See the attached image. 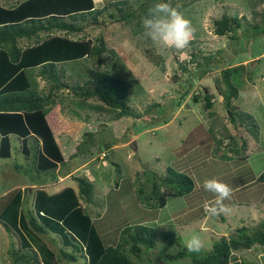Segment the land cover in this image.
<instances>
[{
	"label": "rangeland",
	"instance_id": "rangeland-1",
	"mask_svg": "<svg viewBox=\"0 0 264 264\" xmlns=\"http://www.w3.org/2000/svg\"><path fill=\"white\" fill-rule=\"evenodd\" d=\"M108 2L101 0L98 8H102ZM130 2L133 8L137 9L139 3L144 0ZM173 2L196 29L195 37L186 49H168L154 44L147 38L142 25V11L137 12V20L125 27L114 24L104 13L101 18L102 26L88 29L84 34L90 39L104 37L109 50V53L104 55L105 62L101 67H97L95 60H89L86 63L88 68L96 70L101 75L115 76L127 81L131 85L129 105L140 117H118L117 112L107 110L97 98L81 103L80 98L77 100L64 94L68 112L62 117L68 122L70 139L69 143L61 146L63 157L74 158L76 142L82 139L85 132L93 130L95 132L94 138L91 139L93 142L99 145L110 142V145L116 143L117 146L106 151L105 160L93 159L91 163L79 167L77 173L73 172L76 176H85L90 182H94L91 199L97 205L90 203L91 206H88L81 201L80 207L84 206L81 208L82 211L69 214L62 221L52 219L56 224L46 225L48 231L45 234L33 232L28 226L30 232L28 235L33 237V240L29 241L30 245L38 244L37 250L41 257L52 259L51 264H89L88 247L98 255L100 250L116 243L124 228L133 226L149 227L154 230L156 237L153 250L141 248L142 252L137 258L129 255L133 264H192L189 258L169 262V257L185 248L187 240L192 235H199L205 242L203 250L208 251L219 238L227 237L237 228L244 226L253 231L264 221V183L257 181V177L264 171V56L260 57L257 63L251 61L252 58L264 54V34L257 36V31L251 27L253 24L261 23V18L253 17L252 13L254 10L257 14L264 12V0L253 9L250 0H173ZM0 5L5 6L3 0H0ZM223 15L239 19L240 28L235 32L236 40L231 39L233 34L220 37L214 33V21L221 19ZM136 24L143 28L141 33L134 32L137 29ZM248 28L252 30H247ZM192 54L197 56L195 59L197 62L211 55L219 60L218 65H221L219 69L201 79L204 80L203 84L208 85L210 91L213 90V79L219 78L217 71L220 68L234 67L244 61H251L249 65L248 62L243 63L239 79L232 78V84L237 85L241 96H247L252 103L237 100L234 104L253 115L259 125L257 128L259 137L256 134V139H253L245 129L239 128L237 132L240 133L236 137L238 147L230 144L221 149L222 144L214 142L213 137L218 138L223 121L220 122V126L214 124L215 131H208L204 126V124L209 126L208 114L212 111L213 116L226 119L227 113L224 112L221 103L218 104L221 109L205 110L203 100L195 103L188 95L180 101L179 107H173L168 111L172 99H177L176 92L186 90L188 81L193 83L191 91L197 90L198 83L191 76L197 69L190 63ZM86 64L82 61L68 62L58 65L57 69L67 70L69 80L76 82L89 74L90 70ZM180 66H185L186 70L182 71ZM246 72L253 73V78L247 76ZM156 103L162 104L159 109H165V116L169 115L166 125L158 126V121L157 125L141 121L146 115L147 107ZM156 110L152 109L154 115L158 111ZM240 136H244L242 139L245 142H242ZM11 143L14 147L19 146L17 141L12 139ZM69 146L68 154L66 148ZM85 148L86 146L81 145L79 150L84 151ZM21 158L20 150L13 152L11 150V159H0V197L7 200L4 207H9L19 200L22 193L18 186L21 187V183L33 182L30 176L17 175L13 171L16 163L25 166L26 162L31 161L20 162ZM167 167L193 179L194 189L186 196L172 199L175 200L173 208L185 205L188 209L185 211L178 209L177 219L173 216L167 224L160 226L158 222L169 219L168 214L172 208L167 203L162 209H148L146 204L138 200L134 181L137 177L141 181L145 180L144 176H140L144 171L161 176ZM68 176L66 183L65 180H60V187L55 191L52 190L51 184L47 183L43 185L44 189L46 187L45 190L37 193L34 191V197L40 193L43 194L39 195V199L46 195L52 196L51 194L67 187L76 191L77 184L72 180V174ZM207 179L226 183L233 190L231 200L224 201L231 211L221 214V218L210 217L205 208L203 210L204 204L214 201L215 198L203 187V182ZM116 183L118 187L115 186ZM29 191L27 190L25 195L23 193L22 198H25V201L20 208L26 216L33 209V192L30 194ZM2 204L0 200V206ZM8 209L5 208L3 211ZM61 213L63 212L55 215L59 216ZM9 220L14 223L15 217ZM39 223L43 221L39 219ZM60 227L66 229L65 237ZM77 233L81 238L84 235L87 245L78 239ZM15 234L17 237L14 244L17 247L23 238L17 232ZM72 237L76 240L73 241ZM10 243H13L10 234L0 225V264H4L8 261V256L10 257V254H7ZM64 252L72 254L75 260L67 261L68 258L62 255ZM235 256L237 257L235 264L240 261L246 264H264V247L254 246L251 251L234 254V259Z\"/></svg>",
	"mask_w": 264,
	"mask_h": 264
},
{
	"label": "trees",
	"instance_id": "trees-1",
	"mask_svg": "<svg viewBox=\"0 0 264 264\" xmlns=\"http://www.w3.org/2000/svg\"><path fill=\"white\" fill-rule=\"evenodd\" d=\"M3 1L7 6L0 7V159L10 158L12 146L9 136L22 140L24 145L29 141L31 145L28 144L29 146H24L23 149L27 152L25 156L31 161L26 162L27 165L23 167L19 164L15 165L13 169L18 174L30 176L29 178L34 183H44L47 180L56 181L58 175H65L68 172L72 174L75 169L91 163L93 159L105 160L106 151L117 145L116 143L110 145V142L99 145V143L93 142L91 139L94 138V130L85 132L82 136L83 141L81 139L80 143L76 142L75 157L72 159L62 156L52 137L55 122H60L57 106L62 102L65 104L64 94L77 100L81 99V103L91 98H97L107 107V110L117 112L118 117H140L132 111L129 105L131 85L127 81L115 76L101 75L96 70L88 68L86 63L89 60H95L97 67H101L105 62L104 55L109 53V50L104 37L100 36L91 40L84 34L88 29L102 26L101 18L104 13L111 22L125 27L132 24L135 19L137 20L138 11H142L141 16L144 19L149 14V8L155 3L170 2L173 7H175V3L173 0H144L139 3L136 9L133 8L131 0H108L107 5L95 10L92 0ZM262 1L250 0L251 9L255 8L257 4H261ZM252 15L253 17L259 16L261 23L253 24L251 27L257 31V35L264 34V12L257 14L254 10ZM136 25L137 29L134 32L141 33L143 28ZM237 28H240V24L236 17L223 15L221 19L214 21V33L220 37L233 34L231 39L236 40ZM247 30L252 29L248 28ZM72 36L78 38L73 39ZM191 59L195 61L197 56L192 54ZM77 61L86 64L90 72L80 81L72 82L69 80L70 76L68 77L67 70L59 69L58 71L57 68L58 64L64 65ZM218 63L219 60L213 55L198 61L196 64L197 78H202L219 69L221 65ZM36 67L40 68L36 69ZM81 67L84 68V65ZM180 67L182 71L185 70L184 66ZM34 69L45 82L41 95L37 92L36 84L29 81V71H34ZM218 71L219 78H214L213 84L223 97L222 102L225 109L228 110L230 118L233 121L238 118L239 124L252 136H255L257 125L253 117L240 112L231 104V101L238 96V90L232 85L231 79L240 75L241 66L220 68ZM220 79L225 85L224 90L219 88ZM205 89L208 91V88ZM188 93V91H177V99H172L168 111H171L173 107H179L180 101ZM164 98L169 97L164 96ZM200 99H203L205 110L213 108L210 93L203 94L202 97L192 96L195 103ZM163 101L165 102V100ZM78 105L81 106V104ZM161 105L156 103L148 106L146 115L141 121L149 125H157V121L158 126L166 125L169 115L165 116V109H159ZM153 108L158 110L155 111L156 115L152 111ZM39 138L42 139V151L38 150ZM32 139H34L33 142L30 141ZM230 144L238 147L236 141L231 140ZM243 144L245 145V143ZM81 145L86 146L84 151L79 150ZM101 154L104 155L102 158ZM77 155H79L78 159ZM46 157L52 160H48ZM92 171L95 172V170ZM140 176H144L145 180L141 181L138 177L135 179V194L141 203L146 204L148 209L152 210L162 209L169 200L186 196L194 189L193 179L171 167H167L161 176L151 171L141 172ZM72 180L77 184L76 191L70 187L64 188L57 194L46 196L49 201L39 199V195L43 194L40 193L35 197L36 202L32 206L33 209L27 213L28 216L24 215L20 209H14V206L20 205L19 200L12 204V207L11 205L4 207L7 200L0 197L1 203H3L0 206V223L13 240L7 251L10 257L8 256V261L4 264L52 263V259L41 257L37 250L38 244L30 245L29 241H32L33 237L28 235L30 234L28 226L33 232L45 234L48 231L46 225L54 223V219L60 220L59 217L65 219L67 213L74 214L82 211L81 201L88 206L97 205L91 199L94 182H90L85 176L80 177L75 174H72ZM257 181L264 183V172L257 178ZM115 186L118 187V183ZM5 208L9 209L3 211ZM58 212L63 213L56 216L55 214ZM14 217L15 222L13 223L9 218ZM219 217L222 216L219 215ZM39 219L43 223H39ZM86 219L88 220V216ZM60 229L64 235L66 229L61 227ZM15 232L23 238L21 245L17 244V247L14 244V239L17 237ZM78 237L83 243L87 240L86 237L84 240V235L82 238L79 235ZM72 240L75 241L76 238L72 237ZM155 244L156 237L153 229L145 226L126 227L121 231L115 244L100 250L98 255L90 251L89 264H133L129 257L130 254L137 258L142 252L141 248L153 250ZM254 246L264 247V221L253 231L244 226L237 228L227 237L219 238L208 251L192 253L187 250V247L182 248L177 254L169 257V262L189 258L192 264H235L237 258L234 259V254L251 251ZM62 255L68 258L67 261L75 260L70 253L64 252ZM238 264L246 263L240 261Z\"/></svg>",
	"mask_w": 264,
	"mask_h": 264
},
{
	"label": "clouds",
	"instance_id": "clouds-1",
	"mask_svg": "<svg viewBox=\"0 0 264 264\" xmlns=\"http://www.w3.org/2000/svg\"><path fill=\"white\" fill-rule=\"evenodd\" d=\"M93 7L95 10L101 9V8H95L94 5H93ZM148 12H149V14H148V16H146L143 19L142 25L144 28V35L147 38H149L154 44L163 46V47L168 48V49L183 50V49H186L189 46L190 42L194 39L196 29L193 27L191 21L189 19H187L179 11L178 7H173L170 2H157L151 8H149ZM88 39H90V38H88ZM262 56H264V54L260 55L258 57L252 58L251 61H254L253 63H257L259 61V58ZM251 61H244V62H248V65H249V63ZM244 62H242L241 64H238V66H234V67L243 66ZM190 63L193 66L197 67V65H196L197 60L192 61L191 57H190ZM58 65H60V64H58ZM230 67H233V66H230ZM230 67H228V68H230ZM223 69H227V68H223ZM185 70H186V68H185ZM185 70H183V71H185ZM197 71H198V68L195 70L194 73L191 74V76L194 77L193 80L195 82L197 81V83H198L197 90H196V92H195V90L191 91V88L193 87V83H192V81H188L187 82L188 88H186V90H184V91H188L189 93L185 97L190 95V97L192 99V96L199 95L200 97H202L203 94L210 93V95L212 97L213 108L221 109L218 105L219 103H221L222 106L224 107L223 102H222L223 97L219 94V91L215 88V85L213 84V90L210 91V88H208V85L203 84L204 80H201V79L205 78V76H209L210 73L206 74L202 78H197V76H196ZM213 72H211V73H213ZM217 72L219 74V71H217ZM246 74H247V76L250 75L251 79L253 78V73L246 72ZM236 78L239 79V76ZM198 80H201V81L199 82ZM232 80L233 79H231V83H232ZM234 86L237 89V85H234ZM205 88H208V91ZM219 88H221V90L225 89V85L221 81V79L219 80ZM201 100H203V99H200L199 101H201ZM237 100H240L241 102L246 101V103H250V102L252 103V101L247 96L242 97L241 93L238 90V96L236 99H233L231 101V104L233 105V107L235 109L239 110L240 112L244 111V113L250 114L253 117V115L248 110H241L239 107H237L234 104V102ZM198 102H196V103H198ZM224 112L227 113L226 119H224V120H222L221 116H213L214 115L213 111L210 112L208 114V115H210L208 117L209 126L207 127L204 124V126L207 128L208 131H215L216 127L214 126V124L220 126V124H221L220 122L223 121V123L220 126L221 130L218 131V138L215 139L213 137L214 142H219L220 144H222V145H220L221 149L226 147V146H229L231 140L234 142L236 141V137L239 136V133H240V132H237V129H239V128H241L243 130L245 129L244 127H242V125L239 124V121H237V118H236V121H233L230 118L228 110H226L225 107H224ZM253 119L255 120L254 117H253ZM255 122H256V120H255ZM256 125H257L256 127L259 128V125L257 124V122H256ZM257 136L259 137L258 131H257ZM221 137H223V138H221ZM252 137H253V139H256V134H255V136H252ZM242 138H244V136L241 137V139ZM226 141H228V142H226ZM242 142H245V140L242 139ZM260 143L262 144L263 141L261 140ZM241 158H243V157H240V159ZM244 159H246V157ZM73 172L77 173V169ZM47 181H50V180H47ZM47 181H45L44 183H34V182L33 183L38 189H40L42 191V190H44L43 185L47 184L48 183ZM203 187H204L205 191L213 194L215 197L214 201L206 202L204 204L203 208H205L208 216H210V217L219 216L221 214H227L231 211L230 207L224 203V201H226V200H231L232 195H233V190L231 187H229L228 184L223 183L221 181H218L216 179H207L203 182ZM45 189H46V187H45ZM186 247H187V250L189 252L199 253L200 251H202L204 249L205 242L201 239V237L199 235H192L187 240Z\"/></svg>",
	"mask_w": 264,
	"mask_h": 264
},
{
	"label": "crops",
	"instance_id": "crops-1",
	"mask_svg": "<svg viewBox=\"0 0 264 264\" xmlns=\"http://www.w3.org/2000/svg\"><path fill=\"white\" fill-rule=\"evenodd\" d=\"M92 3H93V5L95 6V8H98V6H100L99 4L101 3V0H92ZM5 6H7V5H5ZM5 6H2V7H5ZM0 7H1V5H0ZM40 67H36V69H39ZM29 81H31V82H34L35 84H36V86L38 87V89H37V92H39V94L41 95V94H43V91H42V89L45 87V82L43 81V79H41L40 77H39V75L37 74V72L35 71V69H34V71L32 70V71H29ZM64 93V92H63ZM58 107V116H59V119H60V122H55V124H54V128L52 129V137H53V140L55 141V143L57 144V146L59 147V149H60V152H61V146H63V145H65V144H67V143H69V139H70V137L68 136V134H70V132H69V130H67V128H69V125H67V121L62 117V115L65 113V112H68V108H67V106L62 102L59 106H57ZM9 138H10V142H11V139L13 140V141H17V144L19 145L18 147H14L13 146V144L11 145L12 146V152L14 151V150H20V152H21V155H22V158L19 160L20 162H26L28 159H27V156H25V154L27 153L26 151H25V149H23L24 148V146L25 147H28L29 145H31L30 143H29V141H27V143L24 145L23 144V141L22 140H17V139H13L11 136H9ZM30 141H34V139H32V140H30ZM0 144H1V138H0ZM29 144V145H28ZM67 150H68V154H69V149H70V147H67L66 148ZM38 150H40V151H42V139H40L39 138V147H38ZM61 154H62V152H61ZM48 160H52L51 158H48V157H46ZM9 159H11V153H10V158ZM9 159H1V160H9ZM39 162L41 161L40 159L38 160ZM37 161V162H38ZM38 162V163H39ZM15 165H18L17 163L15 164ZM14 165V166H15ZM20 166H22L23 167V165H20ZM14 168V167H13ZM59 168V167H58ZM58 168H57V170H58ZM76 170V169H75ZM74 170V171H75ZM264 170V169H263ZM262 170V171H263ZM7 171H10V170H7ZM14 171V170H13ZM16 173V172H15ZM17 175H18V173H16ZM72 174H73V172H72ZM68 175H70V173L68 172V173H66L65 175H58V177H57V181L55 182L54 180H50V181H47L48 183H50L51 184V187H53L52 188V190L53 191H55L56 189H57V187H60V183H61V181L60 180H65V182L64 183H66V180H67V178L69 177ZM68 176V177H67ZM22 184V186L21 187H19L18 186V188L20 189V192L22 193V195H20V197H19V203H20V205H18V206H14L15 208L14 209H17V210H19L20 208H21V204L25 201V198H22L23 197V193H24V195L26 194V192H27V190H30L29 192H30V194H31V192H33V191H39L40 189H38L35 185H34V183H21ZM50 187V188H51ZM27 189V190H26ZM47 189H49V188H47ZM64 189V188H63ZM62 189V190H63ZM45 190V189H44ZM61 191V190H60ZM60 191H58V192H55V193H53V194H51V195H54V194H57V193H59ZM33 194V202H32V206H33V204L36 202V198L34 197V192L32 193ZM47 196V195H46ZM41 200H45L46 199V197H41L40 198ZM47 200V199H46ZM213 200V199H212ZM214 200H215V198H214ZM171 201L172 202H170V200L168 201V203H169V205H170V207L172 208L171 210H170V212H169V219H164L163 221H159L158 222V224L160 225V226H163V224H167L169 221H170V218H172L173 216H174V218L175 219H177V216H176V214H177V212H178V209L180 210V211H185L186 209H188L185 205H180V206H177L176 208H173V204H174V201L175 200H172L171 199ZM13 205H11V207H12ZM82 207H84V206H82ZM168 207V206H167ZM204 207V206H203ZM196 209V208H195ZM194 209V210H195ZM193 210V211H194ZM203 210H204V208H203ZM189 211H191V209H189ZM192 211V212H193ZM192 214V213H191ZM69 215V213H67V215H66V217ZM190 217H191V215H190ZM17 219H19V217H17ZM66 219V218H65ZM65 219H63V218H60V221H62V220H65ZM17 222H18V220H17ZM0 225H1V223H0ZM183 225V224H182ZM184 225H186V224H184ZM206 229V228H205ZM91 247L89 248L88 247V250H87V253H89L90 251H91ZM94 254V253H93ZM236 257V256H235ZM237 258V257H236Z\"/></svg>",
	"mask_w": 264,
	"mask_h": 264
},
{
	"label": "water",
	"instance_id": "water-1",
	"mask_svg": "<svg viewBox=\"0 0 264 264\" xmlns=\"http://www.w3.org/2000/svg\"><path fill=\"white\" fill-rule=\"evenodd\" d=\"M131 147H132V144H131ZM133 148V147H132Z\"/></svg>",
	"mask_w": 264,
	"mask_h": 264
}]
</instances>
